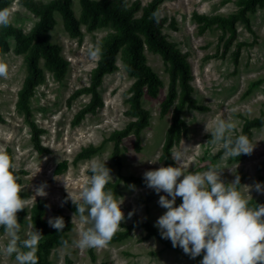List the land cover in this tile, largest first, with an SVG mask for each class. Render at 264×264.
<instances>
[{"label": "rangeland", "instance_id": "1", "mask_svg": "<svg viewBox=\"0 0 264 264\" xmlns=\"http://www.w3.org/2000/svg\"><path fill=\"white\" fill-rule=\"evenodd\" d=\"M35 1L46 3L50 0ZM140 1L147 5L153 0ZM236 1L164 0L160 5L159 14L166 19L163 33L187 54L193 73V95L201 105L208 107L206 111L186 109L182 114L188 125V133L173 151H182L184 157L182 161L174 160L175 163L169 165L179 163L185 171H205L220 162L221 157L216 158V155L223 146L213 145L209 141L211 133L205 130L206 123L211 130L217 118L231 117L237 124V132L244 122L239 115L254 118L264 112V6L247 9L246 15L255 34L246 28L242 20L238 21L237 38L225 56H221L224 45L221 41L222 30L214 25L200 33L199 24L193 18L194 12L228 16L238 10ZM4 7L11 11L10 22L26 32L38 21V17L26 6V0H0V8ZM71 7L79 21L81 34H71L59 12L55 13L54 27L48 31L59 56L68 61L67 74L63 80H57L45 61L40 60L43 80L37 85L30 103L34 120L45 129L42 142L50 149L48 153L41 154L35 150L31 129L24 115L16 110L18 91L28 72L25 52L15 49L12 38L9 51L0 53V62L7 63L9 68L8 75L0 77V151L10 148L15 169L27 171L20 185L21 192L27 194L24 208L18 211L22 228H33L32 207L39 199H45L47 221L55 210H60L74 224L68 245H56L47 254L50 264H65L67 258H71L74 264H200L203 256L193 258L181 247H174L170 239L149 235L145 228L138 226L128 237L120 240L111 238L103 247L81 248L74 243L79 239V232L91 226V221H85L79 214L75 215V212L67 209L64 197L70 198L71 194L79 198V193L90 181L94 161H107V166L112 170V181L118 180L121 174L144 177L147 170L167 166L161 155L165 134L172 122V111L165 116L160 115L169 83L167 66L160 54L146 49L145 61L163 80L164 86L156 96L146 93L143 97L142 104L150 111L151 120L142 131L140 152L135 149L134 134H130L121 145V171L113 162L114 144L110 141L91 158L76 161L82 148L100 145L112 131L125 127L133 120L125 112L129 109L128 99L134 78L128 73L123 53L119 52L116 56L118 70L106 75L100 87L104 107L96 114H88L79 125H72L75 114L89 102L90 95H82L71 103H68V99L75 90L89 84L90 73L100 55L92 57L90 51L101 49L114 27L101 23L91 29L87 19L82 16L79 0H73ZM238 42H246L247 45L242 47L236 64L233 56ZM216 54L218 56L212 57ZM251 142L255 147L252 153L229 157L222 162V179L231 182L243 173L242 193L248 199H264V192L254 187L256 183L263 182L264 177V127L253 130ZM42 184H46L47 194L37 195L36 189ZM119 189L116 197L122 203L125 218L116 232L125 231L136 218L150 222L159 230L156 221L167 210L159 204V199L165 193L158 194L153 188L128 183L123 179L120 180ZM151 193L154 196L150 199ZM22 211H25L23 220L20 218ZM7 240L4 229L0 228V247L5 246ZM92 252L96 257L94 260ZM0 264L18 262L15 254L9 256L0 252Z\"/></svg>", "mask_w": 264, "mask_h": 264}, {"label": "trees", "instance_id": "2", "mask_svg": "<svg viewBox=\"0 0 264 264\" xmlns=\"http://www.w3.org/2000/svg\"><path fill=\"white\" fill-rule=\"evenodd\" d=\"M162 1L164 0H153L147 5H143L140 0H79L82 16L85 20L87 19L91 29L96 28L101 23H107L114 27V31L107 35L102 44L97 64L90 73L89 84L75 90L68 99V103H71L72 100L82 95H90L89 102L75 114L72 125H79L88 114H96L97 111L104 107V99L100 93V87L106 75L118 70L116 56L119 52L123 53L128 73L134 78V82L130 87L129 109L125 112L133 120L125 127L112 131L100 145H90L84 147V149L82 148L76 156V161L91 158L103 148L106 142L110 141L114 144L112 152L113 162L118 167L117 169L121 171L123 167L121 145L123 140L130 134H134L136 138L135 149L140 152L142 131L149 126L151 120L150 111L142 104L143 97L146 93L150 96H156L159 89L164 86L163 80L145 61L144 51L146 49L162 56L161 58L167 66L169 75L167 94L161 103L160 113V115L165 116L172 111V122L166 131L161 155L167 165L175 163L171 152L188 133V125L182 115L184 111L186 109L208 110V107L201 105L193 95L194 86L191 83L193 73L187 54L180 51L177 45L169 41L163 33L162 29L166 19L159 14ZM72 2L73 0H50L46 3H40L35 0H26L28 9L38 17V21L31 30L26 32L22 28L14 26L11 22L7 26L0 27V53L9 51L10 39L12 38L15 40V49L18 52H25L28 72L21 89L18 91L16 110L24 115L25 121L31 129L33 146L41 154L50 152V149L42 142V135L45 133V129L34 120L30 103L37 85L43 80L40 60L43 59L45 61L57 80H63L67 74L68 61L59 56L57 47L50 41L48 31L54 27L56 23L55 13L59 12L71 34H81L79 21L71 7ZM235 4L238 5V10L228 16L193 13V18L199 24L200 33H204L209 27L214 25H217L222 30L221 41L224 45L221 56H225L237 38L236 24L238 21L242 20L246 28L255 34L246 11L248 8L252 9L258 5L264 6V0H237ZM245 45H247L246 42H238L236 45L233 56L236 64L239 62L238 59L242 47ZM216 56L218 54L212 55V57ZM239 116L243 118L244 122L241 130L235 132V135L246 134L252 140L253 130L264 127V112L254 118ZM208 138L210 141L211 134ZM223 151L224 149L222 148L217 153L216 158H220ZM4 152L10 155L13 162L11 149L7 148ZM26 172L24 169H15L19 185L23 183V175ZM239 176L242 184L245 175L240 173ZM121 179L128 183L147 186L142 176H124L121 174L118 180L112 181L109 179L106 185L116 196L120 193ZM262 180L264 182V177ZM21 195L25 198L27 197L24 192H21ZM153 196L154 193H151L149 198L151 199ZM249 201L252 205H255L256 202L264 203V199H249ZM180 203H182L181 197L177 199V205ZM64 204L67 209L76 213L77 205L73 203L69 196L64 197ZM46 206L47 201L39 199L31 210L33 228L37 227L44 234L38 245V264H50L47 254L56 245H64L63 242L65 240L70 242L69 233L74 228L70 217L63 214L60 210H55L52 217L63 216L66 222L65 229L58 232V229L50 227L45 217ZM24 213L25 211L21 212V220H23ZM137 226L145 228L149 235H161L153 224L136 218L125 231L115 232L112 239L120 240L128 237ZM201 256H203V253L196 258ZM92 258L93 260L96 258L93 252ZM65 264L74 263L71 258H67Z\"/></svg>", "mask_w": 264, "mask_h": 264}, {"label": "clouds", "instance_id": "3", "mask_svg": "<svg viewBox=\"0 0 264 264\" xmlns=\"http://www.w3.org/2000/svg\"><path fill=\"white\" fill-rule=\"evenodd\" d=\"M11 11L0 8V27L10 23ZM99 48L90 51L92 57ZM8 65L0 62V77L8 75ZM236 122L231 118H217L210 142L222 145L220 162L205 171H185L176 165L160 166L147 170L144 180L148 187L160 196L159 204L167 209L156 221L161 236L170 239L174 247L195 258L203 253L200 264H262L264 262V203L252 205L241 191V179L237 175L231 182L222 179V162L229 157L250 154L254 148L246 134L235 135ZM172 159L183 160L182 151H172ZM91 178L79 193L70 198L77 205L81 219L91 221V226L79 232L74 243L81 248L103 247L121 226L125 218L121 202L106 187L111 169L106 162L91 164ZM134 187V185H133ZM249 186V191H250ZM257 191L264 192V182L255 184ZM46 184L36 189L37 195H46ZM182 203L177 205V198ZM15 165L10 155L0 151V228L8 237L0 252L12 256L18 264H38L37 250L43 232L37 227L23 229L18 211L24 208ZM74 215V216H75ZM131 215V214H129ZM51 227L63 231V216L49 219ZM64 245H68L65 240Z\"/></svg>", "mask_w": 264, "mask_h": 264}]
</instances>
